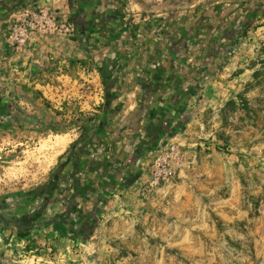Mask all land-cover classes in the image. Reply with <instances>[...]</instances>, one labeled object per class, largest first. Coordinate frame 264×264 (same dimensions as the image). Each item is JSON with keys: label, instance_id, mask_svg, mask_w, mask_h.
Wrapping results in <instances>:
<instances>
[{"label": "rangeland", "instance_id": "obj_1", "mask_svg": "<svg viewBox=\"0 0 264 264\" xmlns=\"http://www.w3.org/2000/svg\"><path fill=\"white\" fill-rule=\"evenodd\" d=\"M218 1L237 21L260 0L206 2ZM132 10L128 3L125 14ZM45 11L57 29L39 30ZM69 17L68 0H40L0 18V96L13 106L0 116V197L17 213L106 101L94 70L103 52L89 59L76 43L74 55L38 74V33L72 34ZM220 60L188 102L185 130L168 140L182 151L170 179L145 190L153 152L139 179L106 203L91 236L58 230L47 241L43 231L29 242L20 233L14 248H36L38 264H264V14ZM14 254L6 264H26Z\"/></svg>", "mask_w": 264, "mask_h": 264}, {"label": "flooded vegetation", "instance_id": "obj_2", "mask_svg": "<svg viewBox=\"0 0 264 264\" xmlns=\"http://www.w3.org/2000/svg\"><path fill=\"white\" fill-rule=\"evenodd\" d=\"M39 1L0 0V18ZM122 2L109 0L106 8L95 0H68L73 35L84 48L113 46L119 44L121 38L132 42L137 37L138 24L124 21ZM262 14L264 0L231 24L227 39L219 38L222 42L218 40L212 45L211 57L215 63L211 66H219L220 58L233 49L239 34ZM125 24L127 33H122L118 28ZM189 44L186 38L183 45ZM101 67L98 68L101 74H109L107 66ZM205 75L197 73L190 77L187 84L174 90L170 99L164 98L170 81L158 76L154 87L151 82L145 84L137 110L123 123L113 125L109 120L111 113L107 116L103 109L81 128L65 161L38 189V196L26 199L29 209L17 213L10 199L0 197V223L9 230H63L85 238L90 230L98 228L109 199L119 189L130 187L139 179L145 157L178 133L173 134L185 121L187 104L199 90ZM105 98L107 100L106 91ZM12 108V104L0 96V116H7Z\"/></svg>", "mask_w": 264, "mask_h": 264}, {"label": "crops", "instance_id": "obj_3", "mask_svg": "<svg viewBox=\"0 0 264 264\" xmlns=\"http://www.w3.org/2000/svg\"><path fill=\"white\" fill-rule=\"evenodd\" d=\"M206 1L123 0L126 23L130 22L125 15L128 3H130L131 9L150 18L147 23L140 24L149 23L150 25L147 28H139L136 32L137 37L132 42L124 41L121 38L120 43L113 46L84 48L73 33L61 36L47 32L38 33V74L44 68L52 67L48 65L49 60H58L74 55L76 43L82 50V53H78L85 54L89 59L97 52H103V63L99 64V68L103 65L107 66L110 78L114 80L112 89L114 99L110 106L109 120L113 125L123 123L130 119L137 110L144 95L145 84L151 82L153 85L159 79L158 76L170 81V87L164 95L165 99H170L174 95V90L179 85L187 84L190 77L197 73L213 75L219 70L211 66L213 62L215 63L211 57V51L214 48L212 45L218 40L222 42L225 30L235 23L236 16L234 9L226 4H221L220 1L217 3ZM97 2L106 8L109 4V0H95V3ZM127 27L125 24L118 29L122 33H127ZM186 38H189L188 46L183 45ZM218 59L217 57L215 60ZM209 61L210 63H208ZM94 70L99 71L96 67ZM151 97L152 95L149 99H152ZM105 103L101 109H93L94 111L90 112V115L101 114ZM86 105L88 108H92L90 103ZM130 187H125V189ZM6 230L9 232H5ZM43 231H45L47 241L51 240L52 235L58 233V230L49 229L9 230L0 223V264H6V260H9L7 256L13 252L16 253L13 255L15 258H17V254L24 256L22 260L26 264H38L42 257L36 248L29 249L27 247V250L20 251L14 247L18 244L20 233H24L25 241L29 240L30 242L31 239L38 241L39 234ZM16 233L18 234L16 235Z\"/></svg>", "mask_w": 264, "mask_h": 264}, {"label": "built area", "instance_id": "obj_4", "mask_svg": "<svg viewBox=\"0 0 264 264\" xmlns=\"http://www.w3.org/2000/svg\"><path fill=\"white\" fill-rule=\"evenodd\" d=\"M132 13L126 15V19L130 22L140 24L147 23L149 17H144L132 10ZM48 12L38 15V28L39 30L57 29V23L54 22L52 17L48 16ZM69 29V28H68ZM73 31V28L71 29ZM24 40V39H23ZM182 159V151L178 144L172 141H167L162 144L155 152L151 159V163L145 168L149 171V177L146 180L145 190L151 192L156 185L162 180L171 178L177 167L180 165Z\"/></svg>", "mask_w": 264, "mask_h": 264}, {"label": "trees", "instance_id": "obj_5", "mask_svg": "<svg viewBox=\"0 0 264 264\" xmlns=\"http://www.w3.org/2000/svg\"><path fill=\"white\" fill-rule=\"evenodd\" d=\"M262 16H263V14H262ZM261 16V17H262ZM256 19H260V18H256ZM230 28H232L231 26H229L226 30H225V32H224V34H223V38L224 39H227V35H228V32H229V30H230ZM247 30V29H246ZM246 30H244L243 32H241L240 34H239V38H241L243 35H244V33L246 32ZM238 38V39H239ZM237 39V40H238ZM233 51V49H231L230 51H229V53L226 55V56H224V57H227L231 52ZM223 63L222 62H220V64H219V66L218 67H221V66H223L222 65ZM100 68H102V67H100ZM103 72V71H102ZM102 78H103V83H104V85H105V91H106V95H107V100H106V103H105V105H104V111H105V114L107 115V116H110V111H111V104H112V100L114 99V96H113V94H112V89H113V83H114V80L112 79V78H110V75L109 74H104V73H102ZM96 117V116H95ZM94 118V117H93ZM92 118V119H93ZM91 119V120H92ZM185 127H186V122L185 121H183L182 122V124H180L179 126H178V128H176V130L173 132V134H175V133H177V132H179V131H181V130H184L185 129Z\"/></svg>", "mask_w": 264, "mask_h": 264}, {"label": "water", "instance_id": "obj_6", "mask_svg": "<svg viewBox=\"0 0 264 264\" xmlns=\"http://www.w3.org/2000/svg\"><path fill=\"white\" fill-rule=\"evenodd\" d=\"M150 24L148 23V24H138L137 26H138V28H142V27H148ZM93 231L94 230H90V232L88 233V235L87 236H85V238H88V236H91V234L93 233Z\"/></svg>", "mask_w": 264, "mask_h": 264}]
</instances>
